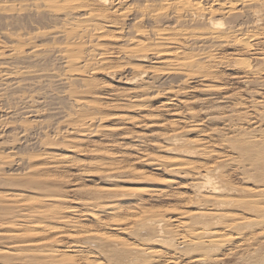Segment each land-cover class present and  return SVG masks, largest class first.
<instances>
[{"label":"bare ground","instance_id":"bare-ground-1","mask_svg":"<svg viewBox=\"0 0 264 264\" xmlns=\"http://www.w3.org/2000/svg\"><path fill=\"white\" fill-rule=\"evenodd\" d=\"M64 1L66 3L64 5L63 3L62 4H59L60 2L58 3V5H61V6H58L56 3L55 5L53 3H52L53 5H48L47 3L49 2L43 3V5H46V4L48 5V6L46 5L45 8H46V12L50 16L56 19L58 18V21L60 19L59 25L49 28L50 27L49 26L50 24H49L48 25L49 27L47 26L48 29L46 30L37 29L36 32L31 33L30 31V33H26V34L19 33L21 32L18 30L19 28L18 29L15 28L16 31L18 30L17 33L19 34V35L16 34L18 36H15V38L18 37V39H15L14 37H12L13 34L11 35L9 32L4 33L5 38L10 39V42L6 41V44H2L4 45V48L7 50L8 54L6 55V58L9 59L8 60L9 62L7 63L6 61H4L5 64L3 62V67L0 65V69H1L0 70V82H1L0 83V100L4 101L5 99V102H6V99L8 100V97L11 96L10 94L16 93L17 95L18 93H20V96L18 95L19 97L17 98H18V101L20 102L21 107L20 108L17 107L19 108V109L16 108L17 111L10 110L12 107L9 109L7 108L6 110H3L2 113H5V118L2 116V113H1V116L4 118V123L2 121L3 118L0 116V118L2 119V120L0 119L2 122L0 126L1 132L3 131L2 133H4V129L6 127L8 129L9 125L13 124V126H11L13 127V129H15L16 126L18 125L17 122L12 121V119L13 120L16 119V118L15 119L12 118L13 115L17 116V114L18 115L19 114L20 115L29 114L31 116L33 114L39 113L35 109L36 105H33L34 104L33 101L35 100L33 99L34 94L33 95H29L30 93L27 94V92H31L32 90H35V91L36 89L38 90L37 87H39V89L40 87H46V89L49 88V90L48 89L45 90V91H49L50 94L47 92L48 95H50L51 97V94L54 93L53 95H55V97L57 98L56 100L61 98V101H62V98L64 97L65 99H68V98L75 99L76 95H81L80 94L81 92L85 93V91L83 90L81 92L79 91V94H77L78 93L77 89L75 90L74 88H76L75 86L79 84L75 85L77 81L76 79H74L75 78L74 76L77 73H84V74L89 73L90 71H94L95 68L96 70L100 69L98 65L106 63L105 62L106 53L103 52V49L101 51L99 48L100 46L99 42L103 39V37L106 36V33L103 32L104 26L100 25L99 22L102 20V22L107 21L106 23H109V20H111L110 19L111 17L125 20V19H129L134 16L133 17V19L135 20V23L133 22L134 32L132 33L131 36H129L128 39H126L125 44H123L124 42H122L123 45L119 47L120 52L124 55L126 60L135 59V60H139L140 62H146L150 59L160 60V61L163 59H166V61L163 60L165 64L167 65L166 67L167 69L165 68L166 70L165 69L163 70V68L161 70L154 69L151 72V73H154L152 74L151 78L155 79L153 80L152 83L156 81L157 82L164 81L165 83L167 82V79L172 75H176V76L178 75L177 76L178 78L182 77V81L183 80L186 81L188 80V78H192L196 76L197 77L199 76V78L201 77L203 80H205V78H208L211 75L216 76V74L215 75L209 74V72L205 71L210 66L209 64L216 63V61L213 62V60L215 59L214 57L217 54L216 55L213 54V52L210 51L209 49H212L214 51H219L220 49L222 50L223 48H228V49L235 48L239 52L250 53L251 56H254L255 59H258L260 63L264 66V30L262 29L263 28L262 26L264 25V0H134L138 2L136 5H132L131 3L129 4L130 0H91L94 3L102 6L101 9H98V10L90 9L89 3H92V2L88 3L87 0H67V1L64 0ZM20 2L21 3L17 4L16 2L13 3L12 0L10 1L0 0V16H1V19L3 17L2 21L5 20L4 18H6L7 20H10L9 19L10 17L14 18L15 16L16 18L17 17L19 18L25 14L28 15V13L29 14L31 13V15L34 16V14H32L33 12L35 13V15L36 13L38 15L40 14L41 17L42 15H44V14H41L45 12V11H42L44 6L43 8H40L41 6L38 7L39 6L38 5L35 8H33V6L28 2V0L27 1L24 0V2L23 1H20ZM33 4L35 5V3ZM106 6H110V7H106ZM53 7L54 9L52 10ZM84 8L88 9L86 10L87 12H85L82 15H78V16H81L80 18L75 17L77 14H79L77 12H80L82 9L85 10ZM62 12H63V18L61 19L59 17H62L61 16ZM45 18L46 17L44 16V19ZM19 20H21V18ZM58 21L57 23H59ZM0 25H1V22H0ZM137 26H139V28ZM146 28H149V29H146ZM117 31L119 33H123L124 28L121 27ZM4 35L2 34L3 37ZM106 37H109V36L107 35ZM42 39H45L46 41L47 39L49 41L57 40L58 42L56 41L55 42L56 44H52L53 43L52 42L51 44L53 46H51V44L49 46L47 44L46 46L41 45V43L38 44L39 41ZM2 42L0 40V44ZM4 43H5V39H4ZM3 51L4 50H2L1 52ZM44 53H46V55L48 53V56L49 54L52 55L53 58L57 60V64L58 62L60 63V69H59V66L57 67L59 71L53 68L47 70V68L41 69L42 68L41 67L39 69L38 67L37 69L36 68L37 65L36 66L34 65L35 67H33V64L35 62L39 63V61L40 62L42 61L41 58H42V54ZM52 56H50V58L48 59H51ZM4 57L2 58L0 57V59H5ZM44 59H46V57ZM1 62L2 61H0V64ZM15 62L18 65L14 64ZM49 62L52 63L53 61L52 62L49 61ZM54 63L55 62H53L52 64ZM46 64H44V67ZM152 64H154V62H152ZM40 65L42 66V63ZM236 65L238 66L239 71L242 73V76H243L242 78L247 81H249L252 78H255L258 74L260 75L261 72H264V67L262 69H259V68L256 69V67H258L259 65L254 67L255 64L252 65L251 61L245 57L239 56L238 59L236 60ZM97 66L99 68H97ZM161 71L162 72L164 71V72L162 73ZM130 73L135 74L133 76V79L131 80L129 79L130 82L133 84H135L136 82L138 83L139 80L143 78L142 76H144V79H145V76L148 74L147 71H144V70L140 71L137 68H130ZM151 78L149 79L152 80ZM179 83H181V81ZM170 84L171 82H169V85ZM84 85L86 84L84 83ZM181 85H183V83ZM81 86L78 88H81ZM84 87L87 90L88 86L87 87L84 86ZM72 88L74 90H72ZM150 88L152 89V87ZM168 88L176 89V87H171V85ZM58 89H62L65 91L61 92ZM82 89L84 88L82 87ZM91 89L93 90L92 87ZM91 89L89 86L88 91H86L89 97L91 94V93L89 94V90ZM206 89L210 91L214 89V86L208 85ZM171 90H166V91L167 93H169V91L171 92ZM59 91L61 94H59ZM166 91L164 90V92ZM214 91H217V90H214ZM55 92L57 93L55 94ZM161 92H158V93H161ZM16 95L14 94V96ZM83 95H86V93ZM14 96L12 94V98L10 97L12 101L13 99L14 101L16 100ZM43 97H45V94ZM79 97H82V95ZM155 97H157V95ZM80 99H83V98H80ZM262 99L263 101H258V102L253 101L252 110L249 111L250 114L249 112L245 113V117L246 116L248 117L249 123L252 120L253 121L252 124L257 125V127H255V129L253 130H250L248 128L245 130L243 129L244 128L243 127L240 133L236 137H233L231 139V143H227V145L224 146L226 149L229 150V152L232 155H235V157H222V155L217 156L216 154L215 158H217V160H215V158H213L210 154L208 156V153H206L207 154L206 157H210L211 159H214L215 163H212L209 165V162H208V163H204L199 166L192 165V162H190L191 164L187 162L185 163L183 158H180V157L170 159L166 162L168 163V168L170 172L173 173L174 175H179L183 173L184 175L185 173L189 175L190 174L189 172H191L194 178V182L192 185V191L194 192V196L191 201L193 209L190 212H183L181 214L183 219L176 218L175 219L176 221L174 220L175 221L174 224H170L168 222L170 218L166 219L163 216L162 217L154 216L152 217V219L148 220V223L146 222L149 225V227L145 226L144 224L145 226L144 228L147 227V229L151 230L148 232H151V233L150 234L146 233L145 229H143L144 231L141 229L147 235L137 234L135 235L136 237L133 236V238L135 237L136 241H139V240L141 241V242H135L133 244H129L127 242H119L117 238L105 236L104 234H98V233L91 234L89 232H86L84 235H86L87 240H85L84 242L78 241L74 245H76L77 247L79 246H88V247H94V248L96 247L99 250L98 252L99 255L101 256V254H103L104 255L103 257H105V260L106 261L108 260L107 263L98 262L97 261L98 258H101V257L99 255H94L96 257V260L94 259L93 262H89L88 264H179V263L181 264L183 263V261L187 262L188 264H221V262L223 261V258H225L224 256H227V255H224L225 246H227V244L230 242H231L230 244L233 245L232 243L234 242V240L239 241L240 239H242L241 234L243 235V233L245 232V230L243 229L244 227L249 228L250 230V228L252 229L255 226L254 228L255 230L256 227L258 226L257 224L261 225L263 224L262 222H264L263 220L264 218V98ZM18 101L16 100V102H13V103L17 104ZM73 101H74L73 102L74 104L72 105L74 106H72L73 107L72 113L70 114L68 112L70 115L69 114L67 115V113H65L66 117L65 115H63L64 117L62 116V118L67 123V127L73 126L76 124L75 126L85 127L84 130L82 128V130L85 133L90 132L92 127H94L96 119L89 117L90 122L87 123L88 121H85V119L81 120L83 116V114L81 113L86 112L84 113V116H85V114H87L88 112L95 111L97 105L95 106L93 105L94 104L93 102L92 104L85 100L84 101L83 100H76V101L73 100ZM145 101L146 100L144 99L142 100V102H145ZM45 103L47 102L45 101ZM6 105L9 107V103ZM141 105L142 104H140V106ZM0 110L2 109L0 108ZM37 110L39 111V108ZM72 114L73 116H71ZM74 115L76 118H74ZM33 116L35 117V115ZM240 118H241V115H240ZM44 122L46 124V121ZM63 122L61 121L59 124H62ZM231 122L233 121L231 120ZM15 123H17V125L14 126ZM37 123L39 122L37 121ZM23 124L21 125L19 124L17 128L20 131L18 135L23 136V137L24 136L28 137L30 133L32 134V132H35L33 131V129H36V130L38 129L40 130L39 132H41L42 128L45 127L44 123H41V125L35 124L34 127L33 126L31 127V125L27 127V125L25 126ZM99 124L101 123L99 122ZM64 125L65 124H63V126ZM234 125L232 126L234 127ZM40 126L42 127L41 129H40ZM47 127L43 129L45 130V132L47 131L46 130ZM54 132H57V131H54ZM65 135L66 133L64 134V136ZM27 139L28 138H26L25 140L27 141ZM56 139L59 140V138H56ZM44 140H42V142H44ZM168 140L171 143V148L170 147L169 148L172 152H174V154L175 152H177L178 154L189 155L190 153L194 151V150L192 151V147L190 150V146H193L194 144L192 145V144L187 143L188 139L187 141L184 140L181 134L178 135L177 131H174L172 135L168 136ZM46 141L44 143H46ZM28 142H30L29 144L30 146L36 145L35 143L36 141H33L31 139L28 140ZM52 142L50 141L49 144ZM198 145L196 146L200 147V144ZM25 148H27V146H25ZM25 151H27V149ZM44 155L45 154H43V156ZM24 156H27V155L24 154ZM24 156L23 154L21 156H18V154L15 152L11 153L9 156L0 155V170H2L4 167L7 168V166H11L10 164L17 165L18 167L19 165L24 164V166L26 167V164L33 163V157L29 158V156L28 157H24ZM51 156L54 157L53 155ZM44 157L46 158V156ZM51 159H52V162L51 161L50 162L53 163V158ZM11 160H14V161L11 162ZM166 163H164V165ZM40 169L38 165H30L29 168H27L25 171L23 170L24 176L20 178H17L18 177L17 176L16 178L18 179V181L19 179H21L22 183H23V180H25L26 182L30 184L35 183V182L37 184L38 183L42 184L41 180L44 179L42 177L45 174L42 175L41 173V172H44V169L43 170L41 169L42 171L38 173ZM19 171H22V170H19ZM33 171H35L37 175H32L31 172ZM0 173H2V171ZM19 173L20 172H18V174ZM233 173H236L239 175L238 177H240V180L243 182L242 186L234 185L231 182ZM2 176H5V175H2ZM12 180L14 181L16 179L14 178ZM43 186L46 187V185H43ZM40 188L42 189L43 187H40ZM31 190L32 189H30V191ZM36 190L38 189L36 188ZM120 190L121 188L119 189L117 187H109L106 190H104L102 193L103 195L109 198L111 195H118ZM33 192H34V189H33ZM54 195L55 194L52 192L53 197L50 195L52 198H48V199H41L39 198L40 196L30 197L27 200V202H25L24 204L23 202L24 196L21 192L19 193L15 191L11 193L8 197V200H6L3 194L0 193V209L1 208L6 209L5 210L6 212L9 209L18 210L17 211L18 215L11 216L12 215L11 214L10 215L11 217L5 216L6 217L5 218L3 216V218H0V243L4 244L5 242H7L9 245L10 244L9 242H12L11 248H8V249L0 248V261L8 260V261H11L12 264H14V262H19V263L23 262L22 264H78L76 263V260H75L77 256L71 257L64 252L57 253L56 251L51 250V248L53 249L51 245H52V242L54 241H50L51 239L48 240L50 237H48V239L43 238L38 243L35 242L37 243L35 245L37 246L36 249L29 248L31 246H34L33 244L30 243L32 242L30 237L33 236V234H36L37 231L40 232L39 234L41 233L49 234L50 230L52 231L53 227L48 226V223L52 221L56 222L58 220L61 221L62 219L58 217L60 216L59 215L60 212L59 213L57 212V210L59 211V209H57L58 207L53 204L55 200H57L54 197ZM58 195L59 194H57L56 196L57 198L59 197ZM5 197L7 196L5 195ZM26 199L27 198H25V200ZM28 202H31V205L33 204L34 206L30 208L27 207L30 204ZM20 208L21 209L23 208L27 212L24 211L25 213L22 212L24 213L22 214L21 213L22 210ZM19 209L21 211H19ZM1 211L2 210H0V212ZM1 213L3 214V211ZM3 215H6V214H3ZM8 217L9 219L12 218L13 220L12 219L8 220L7 219ZM64 218L66 219V217ZM18 222H21V223L29 222L30 225L34 224L32 227L34 229L28 230V231L9 229V226L11 227V225H12L11 228H13V226L16 227V225H19V224H16ZM116 223L118 224L119 222H116ZM172 226L174 227L177 226L180 232L178 233L177 231L174 232L175 228H173L174 231L171 230ZM62 227L75 229V227L78 228L79 226L74 225L70 222H65L64 226ZM238 229H240L239 231H242V233L241 232L237 233ZM137 230H140V229L138 228ZM233 233H236L237 235H233ZM245 234L243 236H245ZM247 237L249 239V236ZM253 240L254 239H251V241ZM262 240L261 241L259 240V241L262 242ZM120 241H123V240H120ZM80 243L83 245H81ZM100 244H102V246ZM99 245L101 246V248L99 247ZM48 247H51V248L48 250ZM26 248H29V249H26ZM250 249H251V246H250ZM227 250H229V247ZM74 253L78 254L79 251L76 250ZM239 257H241V255ZM252 258L253 257H251L250 259ZM250 259L248 258V260Z\"/></svg>","mask_w":264,"mask_h":264},{"label":"rangeland","instance_id":"rangeland-1","mask_svg":"<svg viewBox=\"0 0 264 264\" xmlns=\"http://www.w3.org/2000/svg\"><path fill=\"white\" fill-rule=\"evenodd\" d=\"M12 1L13 3L16 2L17 4L21 3L20 1L24 2V0H12ZM87 1L88 3L92 2V3H89L90 9L98 10V9H101L102 7L101 5H98L91 0H87ZM133 1L134 0H130L129 4L131 3L132 5H136L138 3L136 1L134 2ZM28 2L33 6V8H35L38 5H39L38 7L41 6L40 8H43L44 6L43 10L41 9L42 11H45L41 13L44 15H42L41 17L40 14L38 15L36 13V15H38L36 16L35 13L33 12L32 14H34V16H32L31 13L30 14L28 13V15L25 14L19 18L18 17L16 18L15 16L14 18L10 17L9 18L10 20H7L6 18H4L5 20L3 21H2L3 17L1 19V16H0V22H1V25H0L1 39L0 40L1 42L3 40V42L0 44V50L1 51L4 50L3 52L0 51V57L2 58L5 56L4 57L5 59H0V61H2L0 65L2 67H3L4 61H6L7 63L9 62L8 61L9 59L6 58V55L8 54L7 50L4 48V45H2V44H6V41L10 42V39L5 38V35H4L5 32H9L11 35L13 34L12 37L15 38V36L19 35L17 33L18 30L21 31L19 33L26 34V33H30V31L31 33L36 32L37 29L46 30L48 29L49 26H50L49 28L57 26L60 24L59 22L60 19L58 21V18L56 19L50 16L46 12L45 7L47 4L55 5L56 3L58 5L59 2H60L59 4H62V3L63 5L66 4L64 0H28ZM46 2H49V3H47L46 5H43V3H46ZM33 3H35V5ZM58 6H61V5H58ZM106 7H110V6H106ZM53 9L54 7L52 8V10ZM84 9L85 10L82 9L80 12H77L79 14H77L75 17L80 18L81 16H78V15H82L85 12H87L86 10L88 9L86 8ZM39 16L41 19L39 18ZM44 16L46 17L45 19H44ZM61 16L62 17H59V18L62 19L63 12ZM133 17L129 19H125V20L111 17L110 18L111 20H109V23H106L107 21L102 22V20L99 22L100 25L104 26L103 32L106 33V36L107 35L109 36V37H106V36L103 37V39L101 40L102 42L101 41L99 42L100 50L102 51L103 49V52L106 53L105 55L106 63L103 62L104 64L98 65L100 69L96 70L95 68L94 71H90L89 73L84 74V73L76 72L77 73L76 75L78 74L80 75L76 76L74 73L75 78L73 77L77 81L75 85L79 84L75 86L76 88L73 87L75 90L77 89V92H78L77 94H79V91L81 92L84 90L86 95H83L85 93L81 92L80 94L82 95V97H79L81 95H76L75 99L68 98L69 100L65 99L64 97L62 98V101H61V98L56 100L57 98L55 97V95H53L54 93L51 94V97H50V95H48L49 91H45L47 89L49 90V88L46 89V87H40V89L39 87H37L38 90L36 89V91L32 90L31 92H27V94L30 93L29 95L34 94L33 99H35L37 102L34 100L33 105H36L35 109L40 114L39 113L33 114L35 115V117L33 115L30 116L29 114H23V115L17 114L18 117L16 115H13L12 118L14 119L16 118V119L15 120L12 119V121L17 122L18 125L19 124L21 125L24 122L23 125L25 126L27 125V127L30 125L31 127L32 126L34 127L37 121L39 122L37 123L38 125H41V123L45 124L44 121H46V124L44 127L46 128L48 126L46 129L47 130L46 132L45 130H43L44 128H42L43 127L42 125V127L40 126V129L42 128L41 132H39L40 130L38 129L37 130L33 129V131L35 132H32V134L30 133L31 136L29 134L28 137L27 136L23 137V136L18 135L20 131L17 129L18 128L17 123L14 124V126L17 125L16 128L14 127L16 131L15 129H13V127H11L13 126V124L9 125L8 129L6 127L4 129V133H2L3 131L1 132V129H0V155L9 156L11 153L15 152L18 154V156H21L22 154L24 156L25 154L27 156H24V157H28V156L29 158L33 157V163L26 164V167L29 168L30 165H38L39 169L40 168L42 170L44 169V172H41L42 170L40 169L38 173L41 172L42 175L45 174L44 176H46V177L44 176L42 177L44 179L42 178H41L42 180L40 179L42 184L40 183L37 184L36 182L30 184L26 182L25 180H23V183H22L21 179H19L18 181L17 178L24 176L23 175L24 171L27 168L24 166V164L23 165L21 164L22 166L19 165V167L17 165L10 164L11 166L14 165L13 166L14 168L11 166H7V168L4 167L2 170H0V172L2 171V173L0 174L5 175V176L0 175V178H1L0 193H2L4 198L8 200V197L11 193L15 191L19 193L21 192L24 196V200L23 199L22 200L25 204V202H27V200L30 197L40 196L39 198L41 199L52 198L53 197L52 192H53L55 194L54 197L57 199L55 200L53 204L58 207L57 209H59V211L57 210L58 213L60 212L59 214L60 216L58 217L62 218L61 221L55 220L56 222L52 221L48 223V226L53 227L52 231L50 230L49 234H42V233L39 234L40 233L39 231H37L36 234H33V236L30 237V239L32 240V242L30 243L33 244L34 246L29 247L30 249H34V248L36 249L37 246L35 245L38 242H40L41 239L43 238L48 239V237H50L48 240L51 239L50 241H54L52 242V245H51L53 249L51 247H48V250L51 248V250L56 251L57 253L64 252L71 257L77 256L75 259L76 263L88 264L89 262H93L94 259L96 260V257L94 255H99L98 253L99 250L96 247L95 248L88 247V246L77 247L76 245H74L78 241L84 242L85 240H87L86 235H84L86 232H89L91 234L92 233L104 234L105 236L117 238L119 242H127L129 244H133L135 242H141L140 240L139 241L135 240V237H136L135 235L137 234L147 235L146 233H149V234L151 233V232H148L151 230L147 229V227H149L147 223H148V220L152 219V217L154 216L162 217L163 216L166 219L170 218L168 222L170 224H174V222L176 221L175 220L176 218L183 219L181 216L183 212H190L193 209L192 204H191V201L194 196V192L192 191V185L194 182L192 173L189 172L191 175L190 174L187 175V173H185V175L184 173L179 174L180 176L174 175L173 173L170 172L168 168V163H166L168 160L176 158V157H180V158H183L185 163L192 162V165L199 166V165H202L208 162H209V165L212 163H215V160H217V158H215L216 154L217 156L222 155V157H235V155H232L229 152V150L226 149L224 146H226L227 143H231V139L233 137H236L240 133L243 127H244L243 129L245 130L247 128L250 130H253L255 129V127H257V125L252 124L253 122L252 120L249 123V119L247 116L245 117V113H248L249 111L252 110L253 101H256V102L263 101L262 98H264V72H261L262 74L261 73L260 75L258 74L259 76L257 75L255 78H252L249 81L244 80L242 78L243 77L242 73L239 71V68L236 65V60L238 59L239 56L248 58L251 61L252 65L255 64L254 67L259 65L258 67H256V69L258 68L262 69L264 66L260 63L258 59H255L254 56H251L250 53L239 52L235 48L233 49L223 48L222 50L220 49L219 51H214L212 49H209L210 51L213 52V54L215 55L217 54L214 57L215 59L213 60V62L216 61V63L209 64L210 66L205 71L209 72V74H213V75L216 74V76L211 75L208 78H205V80L207 79L206 81L203 80L201 77L199 78V76L188 78V80L182 81L181 76H180L181 78H178L177 77L178 75L177 76L172 75L167 79V82L168 81L171 82L170 84L171 87H176V89L171 88L173 89L171 90L168 88L170 86L169 82L164 83V81H162L163 82L162 83L161 81L159 82L156 81L152 83L153 80L155 79L151 78L152 74H154L151 72L154 69L161 70L163 68L164 70L167 67V65L164 62L166 61V59H163L164 61L150 59L148 60L149 62L148 61L140 62L139 60H135V59L126 60L124 55L120 52L119 47L125 44L126 39H128L129 36H131L132 33L134 32L133 22L135 23V20L133 19ZM20 18L21 20H19ZM33 18L36 20H34ZM57 21L59 23H57ZM2 23H4L5 25ZM10 27L13 29H11ZM121 27L124 28L123 33H119L117 31ZM137 27L139 28V26ZM262 27H263L262 29L264 30V25ZM15 28L16 29L19 28V29L16 31ZM146 29H149V28H146ZM11 30H13L14 32ZM2 34L4 35V37L2 36ZM4 39H5V43H4ZM15 39H18V37H16ZM40 41L38 44L41 43V45H45V46L47 44L49 46L52 42H53L52 44H56L55 42L57 40L56 41L50 40L51 41L50 42L48 39L47 41L45 39H42ZM122 42L124 43L122 44ZM52 44L51 46H53ZM50 56L52 55L49 54L48 56V53L47 55L46 53L42 54L41 60L43 62L45 61L44 64H46L47 62L45 67L42 61L41 62L39 61V63L35 62L33 64V67L37 65L36 67L37 69L38 67L39 69L42 67L41 69L47 68L48 70V69L53 68V69L58 70L57 67L59 66V69H60V63L58 62L57 64V60L54 59L53 56L51 57V59H48L50 58ZM45 57L46 59H44ZM49 61L51 62L53 61L55 62L54 64L55 65L57 64V65L55 66L54 64H52L53 62L50 63ZM152 62H154V64H152ZM41 63H42V66L40 65ZM128 63L131 65H129ZM14 64L18 65L16 62ZM98 66L97 68H99ZM129 67L137 68L140 71L141 70L147 71L148 74L145 76V79H144V76H142L143 78L141 77L142 79H140L138 83L136 82L135 84H133L130 82V80L133 79V76L135 74L130 73ZM149 78H151L152 80H150ZM194 78L196 81L194 80ZM180 81L181 83H179ZM84 83L86 85H84ZM178 83L180 86L178 85ZM182 83L183 85H181ZM208 85L214 86V89L208 91V89H206ZM80 86L81 88H78ZM84 86L86 87L88 86L87 90ZM89 86H90V89L91 87L93 88V90L92 89L89 90V94L91 93L90 97L89 95H87L88 93L86 92L88 91ZM82 87L84 89H82ZM150 87H152V89ZM73 88L72 90H74ZM58 90H60L61 92L65 91L62 89H58ZM164 90L165 91L171 90V92L169 91V93H167V91L164 92ZM214 90H217V91H214ZM60 91H59V94H61ZM157 91L161 93H158ZM56 93L57 92H55V94ZM12 94L13 96L14 94L16 95V93H12ZM12 94H10L11 96L8 97L9 102L7 99H6V102H5V99L4 101L0 100V108L2 109L0 110V116L3 110H6L7 108L9 109L12 107L10 110L17 111L16 108L21 107L20 102L18 101V98H17L20 96V93L14 96L15 99L18 101L17 104L19 103L18 105L16 103H13V102H16V100L14 101L13 99L12 101L11 99ZM44 94H45V97H43ZM155 94L157 95V97H155L156 96ZM41 97H43L45 100ZM9 98L11 99L12 102L10 101ZM80 98H83V99H80ZM143 99L146 101L148 100V101L142 102ZM73 100L75 101L85 100L90 103L93 102L94 104L93 103L92 104L95 106L97 105L95 111L88 112L90 116L88 115V113L85 114L84 116V113L86 112L81 113L84 116V117L82 116L83 119L81 118V120L85 119V121H88L87 123L90 122V118L96 119L94 127H92V129L90 130V132L92 133L90 132L85 133L83 131L85 127L75 126L76 125L75 123H74L75 125L67 127V123L64 121L62 116L65 115L66 117L65 113H67V115L69 113L70 114L72 113L73 111L72 106H74L72 105L74 104ZM45 101L47 103H45ZM5 103L6 104L9 103V107ZM140 104L142 105L140 106ZM1 105L3 108L1 107ZM38 108H39V111L37 110ZM42 110H44L45 112ZM240 115H241V118H240ZM2 116L5 118V113H2ZM71 116H73V114ZM4 118L3 120L0 118L3 121V123H4ZM74 118H76L75 115H74ZM1 120H0V126L2 123ZM231 120L234 123L231 122ZM61 121L62 122L64 121V122L62 124H59ZM99 122L101 124H99ZM63 124L65 125L63 126ZM60 125H62L63 127ZM232 125H234V127ZM54 131H57V132L60 131L61 133L60 132L57 133ZM174 131H177L178 135L181 134L184 140L187 141L188 139L187 143L192 144V145L193 144L195 145L197 143L196 145L200 144V147H198L199 145L190 146V150L192 147V151L193 150L194 151L190 153L189 155H182V154H178L177 152H175L174 154V152L170 150L171 143L168 140V136L172 135ZM42 132L47 136H45ZM65 133L66 135L64 136ZM26 138H28L27 141L25 140ZM56 138H59V140ZM30 139L33 141H36L35 146L29 145L30 142H28V140ZM44 139H46L47 141L50 140L51 142L52 141L53 142L49 144L50 141L47 142ZM42 140H44V142L46 141V143L42 142ZM21 143L23 144V146ZM25 146H27V148H25ZM22 147L25 150L27 149L28 152L25 151ZM206 153H208V156L210 154L213 158H215V160L211 159L210 157H206L207 155ZM43 154H45L44 156H46V158L43 156ZM41 155L45 159H43ZM51 155H53L55 159ZM35 156L38 158H36ZM50 156L51 158H53V163H51L52 159L50 158ZM12 161L14 160H11V162ZM164 163H166L167 166L166 164L164 165ZM53 169H55L56 171ZM19 170H22V171H19ZM18 172L20 173L18 174ZM31 173L32 175H37L35 171ZM238 176H239L238 174L233 173L231 182L234 185L242 186L243 182L240 180V177ZM11 178L12 179L15 178L16 180L13 181ZM6 182L8 183L10 182V183L8 184ZM31 185L32 186L34 185V186L32 187ZM39 185L40 187H43L42 188L43 190L39 187ZM43 185H46V187H44ZM28 186L29 187L31 186L32 188L31 187L29 188ZM109 187H117L119 189L121 188V190L118 195H111L108 198L107 196L103 195L102 192ZM36 188L38 190H36ZM30 189L32 190L30 191ZM33 189H34V192H33ZM56 193L59 194L58 198L56 197L57 196ZM5 195L7 197H5ZM48 195L49 196L51 195L52 197L51 196L49 197ZM25 198L27 199L25 200ZM28 203L30 204L27 207L30 208L34 206L33 204L31 205V202H28ZM20 209L19 211L22 210L21 213L25 211L23 208L21 210ZM0 210L3 211V214H6V215H3L1 211L0 218H3V216L4 217L10 216L11 214H12L11 216L18 215L17 209H13V210L9 209L7 212L5 211L6 209L1 208ZM64 217H66V219ZM7 219L10 220L12 218L9 219L8 217ZM170 221H172L173 223ZM65 222H70L74 225H78L79 227L78 228L75 227V229L62 227L64 226ZM116 222H119V223L117 224ZM262 223L263 224L261 225L257 224L259 227L257 226L255 230H254L255 226L252 229L250 228V230L249 228L244 227L243 229L245 230V232L243 231L244 232L243 235L245 233L246 234L245 236L241 234V237H242V239H240L241 241L234 240V242L232 243L233 245L230 244L231 242L228 243L227 246L229 247V250H227L228 247L225 246L226 250L224 249V255H227V256H224L226 259L223 258V261L221 262V264H252V263L254 264V262L255 264H264V222ZM16 224H19V225L21 224V225L19 226ZM16 224H15L16 227L13 226V228H11L12 227L11 225V227L9 226V229L24 230V231L34 229L32 228L34 224L30 225L29 222H23V223L18 222ZM144 224L145 226H147L146 228H144L145 227ZM138 228L140 230H137ZM173 228H175L174 229L175 231L173 230ZM141 229L142 230L145 229L146 233H144L143 232L144 230L142 231ZM171 230H173L174 232L177 231V233L180 232L177 226L175 227L172 226ZM239 230L240 229L237 230V233H240V232L242 233V231H239ZM233 235H237V234L233 233ZM133 236L135 237L133 238ZM247 236H249L250 240L248 239ZM251 239H254V240L251 241ZM120 240H123V241H120ZM259 240L260 241L262 240V242H260ZM5 243L4 244L0 243V248L2 249L11 248L12 242H9L10 243L9 245L7 242ZM100 245L102 246V244ZM100 245L99 247L101 248ZM250 246H251V249H250ZM29 248H26V249H29ZM76 250L79 251L78 254L74 253ZM230 253L232 256L230 255ZM239 254L241 255V257H239L240 256ZM103 256L104 255L101 254L100 256L101 258H98L97 261L107 263L108 260L106 261L105 257ZM251 257L253 258L250 259ZM248 258L250 260H248ZM0 262H1L0 264H10V263L12 264V262L8 260H3ZM16 263L22 264L23 262L21 263L14 262V264ZM181 264H188V263L183 261V263Z\"/></svg>","mask_w":264,"mask_h":264}]
</instances>
